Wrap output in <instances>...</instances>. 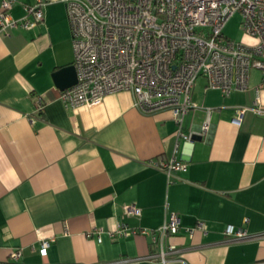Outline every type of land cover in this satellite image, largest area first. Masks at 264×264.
I'll use <instances>...</instances> for the list:
<instances>
[{
    "label": "crops",
    "instance_id": "1",
    "mask_svg": "<svg viewBox=\"0 0 264 264\" xmlns=\"http://www.w3.org/2000/svg\"><path fill=\"white\" fill-rule=\"evenodd\" d=\"M34 2L17 0L12 15ZM43 10L35 28L0 34V264H160L159 233L141 230L172 215L180 229L165 237L178 248L169 264H264V237L224 233L229 224L264 232V112L251 108L262 71L252 69L248 88L229 95L197 80L192 100L212 108L211 129L180 140L186 166L170 181L152 162L174 154L171 110L146 114L130 90L67 107L53 73L74 63L70 22L60 0ZM261 94L264 109V83ZM239 106L250 108L236 124ZM204 118L192 109L184 130H198ZM131 204L140 214L125 212ZM119 224L138 232L112 235ZM42 238H53L46 256Z\"/></svg>",
    "mask_w": 264,
    "mask_h": 264
},
{
    "label": "built area",
    "instance_id": "2",
    "mask_svg": "<svg viewBox=\"0 0 264 264\" xmlns=\"http://www.w3.org/2000/svg\"><path fill=\"white\" fill-rule=\"evenodd\" d=\"M17 0H0V34L10 35L18 28L32 29L44 19V7L51 0H35L24 6L25 14L15 17L11 8ZM66 6L74 46L78 82L61 92L69 108L92 106L110 93L130 90L135 106L146 114L171 110L177 129L174 154L160 157L152 164L164 170L169 180L186 164L179 160L180 140L193 142L194 135H207L211 129L212 108L197 106L192 91L197 80L205 77L209 88H218L224 95L234 90H246L250 72L259 69L263 82L255 87L251 108L262 114L264 83V0H60ZM237 13L241 14L244 39L227 36L224 28ZM250 107L235 109L234 122L240 124ZM192 109H202L205 118L198 130H184V120ZM126 213L140 214L136 205H126ZM206 229L204 223L197 226ZM180 220L172 215L157 230L156 256L160 264H169L175 244L165 243V237L176 234ZM194 229H191L192 233ZM129 235L138 232L123 224L112 232ZM231 239L264 237V232L251 234L244 226H226ZM97 239L102 240L101 231ZM53 238H42L43 256ZM21 250L11 253L18 261ZM178 262L183 260L177 258Z\"/></svg>",
    "mask_w": 264,
    "mask_h": 264
},
{
    "label": "water",
    "instance_id": "3",
    "mask_svg": "<svg viewBox=\"0 0 264 264\" xmlns=\"http://www.w3.org/2000/svg\"><path fill=\"white\" fill-rule=\"evenodd\" d=\"M54 82L57 87L64 90L78 82L77 69L74 63L68 64L53 73ZM201 138L195 134L194 139Z\"/></svg>",
    "mask_w": 264,
    "mask_h": 264
},
{
    "label": "rangeland",
    "instance_id": "4",
    "mask_svg": "<svg viewBox=\"0 0 264 264\" xmlns=\"http://www.w3.org/2000/svg\"><path fill=\"white\" fill-rule=\"evenodd\" d=\"M241 14L237 13L234 15L226 24L224 28V32L227 36L236 39V40H242L244 39L245 35L244 32L241 29Z\"/></svg>",
    "mask_w": 264,
    "mask_h": 264
}]
</instances>
